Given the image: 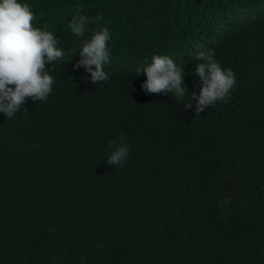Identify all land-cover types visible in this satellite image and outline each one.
<instances>
[{"label":"trees","instance_id":"obj_1","mask_svg":"<svg viewBox=\"0 0 264 264\" xmlns=\"http://www.w3.org/2000/svg\"><path fill=\"white\" fill-rule=\"evenodd\" d=\"M18 2L64 55L46 101L0 112V264H264V0ZM104 28L94 84L74 65ZM210 50L236 82L197 115L185 103ZM155 55L184 69L183 99L141 87ZM110 143L130 146L121 165Z\"/></svg>","mask_w":264,"mask_h":264},{"label":"clouds","instance_id":"obj_2","mask_svg":"<svg viewBox=\"0 0 264 264\" xmlns=\"http://www.w3.org/2000/svg\"><path fill=\"white\" fill-rule=\"evenodd\" d=\"M34 14L30 6L18 0H0V112L10 119L21 110L26 98L46 101L52 92L53 77L45 70L46 64L55 62L64 55L57 47L58 40L52 32L33 27ZM89 18L74 16L69 27L72 32L83 37ZM107 28L93 34L91 40L83 44L81 59L74 65L75 70L83 67L91 74V82L97 84L108 80L104 65L109 61ZM214 51H199L194 72L199 78L200 90L192 92L185 103V110L193 107L197 115L223 101L235 84V74L231 69H223L214 59ZM146 74L141 85L146 93H170L183 99L186 95L184 69L178 67L167 55H155L152 63L139 69ZM27 111V109H25ZM123 141L124 137L121 136ZM110 153H106L109 165H121L129 155V145L110 143ZM230 198L223 202L227 204Z\"/></svg>","mask_w":264,"mask_h":264}]
</instances>
